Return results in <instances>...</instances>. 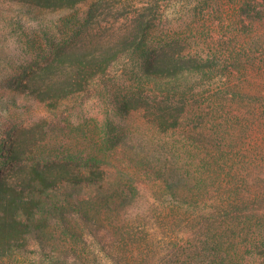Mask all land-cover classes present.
<instances>
[{
	"label": "rangeland",
	"instance_id": "374dc122",
	"mask_svg": "<svg viewBox=\"0 0 264 264\" xmlns=\"http://www.w3.org/2000/svg\"><path fill=\"white\" fill-rule=\"evenodd\" d=\"M96 1L93 24L108 28L106 41L114 28L129 24L127 14L150 2L86 0L72 8H47L0 0V172L10 168L17 148L25 160L109 175L103 183L114 187L122 233L114 234V218L111 226L90 223L107 245L98 249L91 246L90 230L71 221L85 251L82 262L72 251L66 254L68 264H264V0L149 5L158 16L147 47L175 39L185 54L213 61L203 71L170 80L151 77L143 70L145 52L133 50L88 90L59 102L10 88L58 47L76 41ZM110 9L120 15L115 26ZM168 91L185 95L187 102L175 129L161 130L143 109L120 110L123 100L146 101L150 95L159 100ZM18 135L36 144L23 152L14 144ZM121 188L125 198L118 196ZM222 205L238 210L234 222L215 219ZM48 251H19L0 264H55Z\"/></svg>",
	"mask_w": 264,
	"mask_h": 264
},
{
	"label": "trees",
	"instance_id": "16d2710c",
	"mask_svg": "<svg viewBox=\"0 0 264 264\" xmlns=\"http://www.w3.org/2000/svg\"><path fill=\"white\" fill-rule=\"evenodd\" d=\"M20 1L32 6L72 8L86 0ZM153 1L135 9L131 17L127 14L124 18L129 24L125 28H114L111 41L102 40L107 27L93 24L100 1L92 3L84 22L74 34L76 41L72 39V42L58 47L45 63L18 78L9 85L10 88L32 95L41 102H59L88 90L93 79L107 75L122 54L133 50L145 52L143 70L155 78L170 80L184 73L211 68V59L185 54L175 39L147 47L148 39L157 27L154 20L158 15L149 9ZM110 10H114L115 26L120 15H115L118 9ZM145 100L140 96L123 100L120 110L127 113L143 109L144 116L164 131L181 125L187 110L185 95L178 97L177 93L168 91L159 100L153 95ZM14 144L26 152L28 146L33 148L36 142L21 139L18 135ZM13 150L10 155L12 165L7 171L0 172V258L10 257L19 251L38 253L48 248L47 255L55 264H68L66 254L70 251L76 254V258L80 257L79 261L84 260L81 256L85 251L84 242L81 234L70 230L71 221L79 222L90 230L91 246L98 249L107 245L102 242L98 229H90V223L97 227L102 220L111 226L114 218V234L122 231L115 220L119 212L114 210L117 206L114 187L103 183L110 178L105 171H83L54 161L25 160L17 148ZM91 187L95 191L86 197L80 195L82 190H91ZM118 191V196H127L126 189ZM89 210L95 215H91ZM214 214L215 219L224 224L234 222L238 210L222 205ZM32 242L37 246L33 247Z\"/></svg>",
	"mask_w": 264,
	"mask_h": 264
}]
</instances>
